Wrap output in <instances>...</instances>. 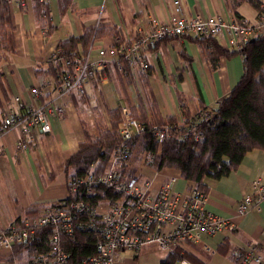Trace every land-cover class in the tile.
Wrapping results in <instances>:
<instances>
[{"label":"crops","instance_id":"1","mask_svg":"<svg viewBox=\"0 0 264 264\" xmlns=\"http://www.w3.org/2000/svg\"><path fill=\"white\" fill-rule=\"evenodd\" d=\"M46 1L48 13L38 16L32 0L25 9L16 0H10L15 49L6 51L0 43V124L9 112H19L17 98L35 108L52 97L45 89L50 78L48 66L61 42L82 37L100 25L130 40L139 30L148 29L152 21L168 22L177 0H71L66 9L60 0ZM181 1L188 16L201 14L226 20L240 17L249 23L258 20L259 12L248 0ZM192 38L168 39L149 50L148 75L133 73L123 78L112 68L106 80L87 88L85 97L72 95L61 99L67 115L50 120L48 135L36 130L28 150H18L19 128L0 133V230L39 218L50 206L69 198L66 164L79 152L88 134L95 137L86 128L87 112L95 104H105L108 112L127 106L138 120L145 116L150 123L157 118L182 122L202 108L228 98L244 75V58H222L214 69ZM115 40L109 35L95 39L87 54L96 59L97 52L112 47ZM79 51L83 53V47L79 46ZM35 87L40 88V98L31 93ZM139 158L136 173L140 170ZM141 172L142 181L151 182L155 192L170 178H176L175 193H186L192 185L176 169L157 172L146 167ZM255 179L264 182V150L249 152L229 176L207 181V210L233 222L235 230L204 237L215 254L194 244L182 246V260L191 264H235L233 255L250 246L264 255V204L260 211L251 210L243 216L238 213V206ZM101 204L103 210L110 206L108 201ZM26 252L19 247L10 251L0 246V264H38L36 255L28 256ZM170 253L154 247L139 252L121 250L115 264H161Z\"/></svg>","mask_w":264,"mask_h":264},{"label":"built area","instance_id":"2","mask_svg":"<svg viewBox=\"0 0 264 264\" xmlns=\"http://www.w3.org/2000/svg\"><path fill=\"white\" fill-rule=\"evenodd\" d=\"M262 10L256 23L247 20H226L220 16L205 17L201 14L188 16L184 4L177 0L173 14L166 23L152 21L148 29L139 30L130 39H116L115 44L97 52L96 59L88 53L86 56L76 54L67 58L63 52L56 50L49 64L61 65L58 81L53 77L47 81L45 89H51L44 103L39 107H31L20 98L16 103L20 110L9 112L0 124V133L13 128L21 131L19 151L29 149L34 132L51 133L50 120L62 119L67 115V107L60 103L64 97L76 95L85 97L87 88L97 81H104L112 72V68L126 78L127 75L139 73L148 75L151 65L147 52L168 39L184 37H211L220 46L241 51L252 39L264 35V0ZM21 8H28L30 0H16ZM44 89V90H45ZM48 91V90H47ZM31 93L40 98V88L35 87ZM220 102L213 107L216 108ZM120 145L116 148L112 164H125L130 169L133 166L132 142L136 136L146 132L132 111L127 106H120ZM169 126L161 129L155 127L152 132L162 146V141ZM148 167V156L142 155L140 170L135 175L120 176L115 171L106 174L90 173L85 178L73 179L69 191L73 196L81 197L79 187L88 186L86 193H94L95 186H104L121 195L106 210L100 213V205L94 210L99 215L98 226L91 223L77 222L80 216L87 213L88 206L82 202L69 205L56 203L50 206L46 213L32 220L0 230V246L12 251L17 246L26 245L38 230L50 228L53 230L51 245L46 255L35 258L40 264H70L71 255L63 247L62 238H72L77 232H84L88 226L97 238L96 254L86 258L82 264H115L116 255L121 250L139 252L146 247H154L161 252H174L187 244L202 247L208 254L214 250L204 242L205 236H215L223 232L233 233L235 224L207 210V196L192 184L186 193H175L176 178L165 181L157 192L151 182L142 181L141 168ZM128 172V171H127ZM264 204V182L260 179L252 181L250 192L247 193L238 206L239 215H246L251 210L260 211ZM180 264H191L182 260ZM235 264H264V255L253 246L239 250L235 255Z\"/></svg>","mask_w":264,"mask_h":264},{"label":"trees","instance_id":"3","mask_svg":"<svg viewBox=\"0 0 264 264\" xmlns=\"http://www.w3.org/2000/svg\"><path fill=\"white\" fill-rule=\"evenodd\" d=\"M32 1L38 16L48 13L46 0ZM248 1L258 12L262 10L258 0ZM60 3L66 9L71 0H60ZM238 19L243 20L240 17ZM107 35L123 39L116 30H108L100 25L86 31L82 37H70L64 40L57 50L63 52L64 57L71 58L81 54L79 51L81 46L84 49L82 55L86 56L93 40ZM192 40L202 47L214 69L218 68L222 58L242 56L243 77L230 96L220 102L216 108H202L193 117H185L182 122L175 118H157L154 123H150L145 116L138 117L139 120L134 117L144 125L146 132L136 136L132 142L133 166L127 170L128 167L120 163L115 166V170L122 177L135 175L139 157L142 158V155L146 154L148 167L157 172L176 169L180 171L184 180L194 184L208 197L207 181H217L229 176L242 164L249 152L264 150V35L256 37L254 42H250L241 51L226 50L211 37L197 36ZM0 43L6 51L11 52L15 49L10 0H0ZM61 69V65L48 66L49 76L53 77L55 82L58 81ZM119 113L120 107L109 111L110 125L104 126L95 137L88 134L87 140L80 144L79 152L67 161L69 188L73 179L85 178L90 173L106 174L110 170L115 171L112 159L121 142ZM143 114L145 115V112ZM167 126L169 129L160 146L152 129L155 127L163 129ZM109 164L110 169L105 172ZM70 169L73 172H69ZM87 187L85 185L79 187L80 198L73 196L69 191V198L59 203H64L66 206L79 201L84 202L88 206V211L81 215L77 222L98 226L101 224V217L94 214V210L102 202L108 201L112 205L121 198V195L104 186H95L94 193L88 195ZM52 233L53 230L50 228L38 230L26 245L17 248L26 250L28 256L46 255L51 245ZM95 235L94 230L88 226L84 232H77L72 238L66 236L62 238L65 251L71 255L70 264H82L86 258L96 254ZM236 253L233 255L234 260ZM184 257L181 251L176 250L171 252L161 264H180ZM38 264H40L39 260Z\"/></svg>","mask_w":264,"mask_h":264},{"label":"rangeland","instance_id":"4","mask_svg":"<svg viewBox=\"0 0 264 264\" xmlns=\"http://www.w3.org/2000/svg\"><path fill=\"white\" fill-rule=\"evenodd\" d=\"M47 90L51 91V89H47ZM104 105L103 104H99V103L95 104V108L89 109L88 112H87L88 121L86 123V128L89 129V130H92L94 132L95 136H97L104 129V126L106 127V126L110 125V115L108 114V110L105 108ZM118 129H119V127H118ZM109 169H110V164L106 168L105 172L109 171ZM101 205H103V204H101ZM102 210H103V208H100L99 214L100 213L105 214L106 209L103 210V211Z\"/></svg>","mask_w":264,"mask_h":264},{"label":"water","instance_id":"5","mask_svg":"<svg viewBox=\"0 0 264 264\" xmlns=\"http://www.w3.org/2000/svg\"><path fill=\"white\" fill-rule=\"evenodd\" d=\"M254 41H255V39H253V40L251 41V43L254 42Z\"/></svg>","mask_w":264,"mask_h":264}]
</instances>
